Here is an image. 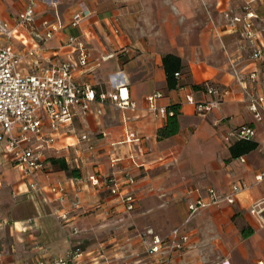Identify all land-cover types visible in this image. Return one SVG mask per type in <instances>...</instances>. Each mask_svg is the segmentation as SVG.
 Wrapping results in <instances>:
<instances>
[{
  "label": "crops",
  "instance_id": "crops-1",
  "mask_svg": "<svg viewBox=\"0 0 264 264\" xmlns=\"http://www.w3.org/2000/svg\"><path fill=\"white\" fill-rule=\"evenodd\" d=\"M30 2L33 20L21 21ZM247 11L254 14L251 37L242 20ZM0 18L14 29L11 44L21 56L22 75L69 63L74 82L97 95L118 87L128 95L126 107L96 99L88 112L77 109L54 132L44 116L43 130L53 141L34 178L0 152V264H40L67 257L75 247L83 251L78 264H161L149 244L154 235L165 238L174 229L187 241L165 264L264 261V227L251 212L255 203L264 207V182H255L264 166V100L256 104L258 117L250 108L264 95V65L252 58L254 50L264 49V0H0ZM51 27L56 29L45 37ZM70 36L87 48L85 65L78 64ZM166 54L184 66L172 89L163 68ZM250 72L255 79L248 78ZM154 93L161 96L149 101ZM187 96L221 102L201 117ZM174 104L180 107L179 130L158 139L166 116L157 109ZM244 124L255 130L251 141L257 146L234 158L235 140L224 137ZM47 157L65 158L80 176L56 169ZM92 175L100 185L91 184ZM107 178L115 182V194L104 184ZM234 184L245 188L233 202L189 216V204L207 200L209 189L223 195ZM127 193L135 198L131 210L122 200ZM244 229L251 232L243 235Z\"/></svg>",
  "mask_w": 264,
  "mask_h": 264
},
{
  "label": "built area",
  "instance_id": "built-area-1",
  "mask_svg": "<svg viewBox=\"0 0 264 264\" xmlns=\"http://www.w3.org/2000/svg\"><path fill=\"white\" fill-rule=\"evenodd\" d=\"M21 21L33 20V7L30 2L27 7L19 15ZM81 12L72 15L70 25L76 27L79 24ZM254 14L247 11L244 21L246 33L248 37L253 36L251 32L252 18ZM240 21L239 18H234ZM45 25L47 23H44ZM51 27L45 33V37H50L55 30ZM14 35V29L7 25L0 18V152L8 153L12 161L20 166L22 172L34 178L36 174L43 170V156L48 145L53 141V134H46L43 130L44 116L50 121L51 132L56 131L58 125L69 122L79 109L82 113L89 111V103L98 99L105 101L112 100L118 107H126L128 105V95H122L120 91L123 88H117V91L100 92L98 95L92 90L77 84L72 79V65L69 63L56 64L43 67L39 73L31 75H22L17 70V64L21 60V56L15 53L11 44ZM70 44L76 43L74 37H69ZM76 49L78 51V64L85 65L88 59L87 48L77 42ZM252 58L259 60L264 65V49H256L252 53ZM175 75H179L178 72ZM255 72H250L248 78L255 79ZM240 82L244 80L237 77ZM207 92L216 94L214 87L207 86ZM161 96L160 93H154L148 97L149 101H153L156 97ZM187 100L194 103L195 113L201 117L206 116L213 109L220 105V98L215 97L203 102H194L193 98L187 96ZM264 100V95L253 100L250 105L252 111L258 117L257 103ZM158 112L162 116L172 114L165 107H159ZM99 112V111H98ZM255 135V130L249 125H240L224 137L226 142L238 140L250 141ZM30 136L34 138L35 143H30ZM130 138L134 135L130 134ZM82 139H87L86 135H81ZM264 155V150H263ZM244 161L243 157H240ZM90 182L94 186L100 185V181L96 175L90 177ZM129 182H133L129 178ZM255 182H264V166L262 170L255 176ZM104 184L112 194L118 191L115 182L111 178H107ZM32 189H37V184L32 183ZM244 185H232L230 193L219 194L213 189L208 190V199L197 198L188 206L189 216H194L203 208L218 204L221 201L233 202L235 195L242 189ZM63 193V189L59 188ZM126 209L131 210L134 207L135 198L132 194L127 193L122 198ZM259 203H255L251 208V212L256 213L262 227H264V207L257 208ZM187 237L179 233V229H174L165 238L154 235L149 244L148 251L159 255V263L165 264L166 257L175 251L183 249ZM83 251L75 247L69 251L68 256L64 258H52L41 262L40 264H78V258L81 257ZM258 264H264L259 261Z\"/></svg>",
  "mask_w": 264,
  "mask_h": 264
},
{
  "label": "trees",
  "instance_id": "trees-1",
  "mask_svg": "<svg viewBox=\"0 0 264 264\" xmlns=\"http://www.w3.org/2000/svg\"><path fill=\"white\" fill-rule=\"evenodd\" d=\"M163 68L166 75V83L169 89L178 87V78L175 75L176 72L179 74L183 70L184 66L181 62V59L173 54H166L162 58ZM195 88H200V86L195 85ZM202 87V86H201ZM205 87V86H203ZM205 90L207 91L206 87ZM179 105L174 104L166 108L168 111H172V114L166 115L165 124L157 130V138L163 139L169 136L176 134L179 130ZM257 144L254 141L238 140L235 141L230 146V153L232 157H239L242 154L248 153L251 150L255 149ZM47 162L51 163L58 170L65 171L66 174L72 177H79L80 171L78 168H71L63 157H47L45 159ZM251 232L249 230H243V235H248Z\"/></svg>",
  "mask_w": 264,
  "mask_h": 264
}]
</instances>
